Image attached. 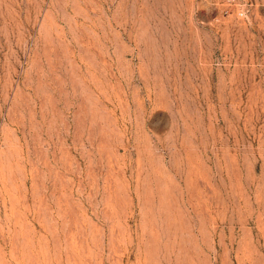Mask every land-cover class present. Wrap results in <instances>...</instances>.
<instances>
[{"label":"rangeland","instance_id":"1","mask_svg":"<svg viewBox=\"0 0 264 264\" xmlns=\"http://www.w3.org/2000/svg\"><path fill=\"white\" fill-rule=\"evenodd\" d=\"M0 264H264V0H0Z\"/></svg>","mask_w":264,"mask_h":264},{"label":"built area","instance_id":"2","mask_svg":"<svg viewBox=\"0 0 264 264\" xmlns=\"http://www.w3.org/2000/svg\"><path fill=\"white\" fill-rule=\"evenodd\" d=\"M225 13H227V11H225Z\"/></svg>","mask_w":264,"mask_h":264}]
</instances>
